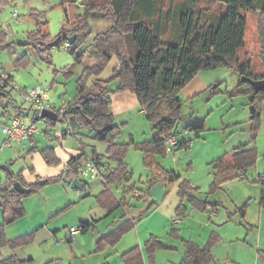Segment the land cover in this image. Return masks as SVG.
I'll return each instance as SVG.
<instances>
[{
	"label": "trees",
	"instance_id": "obj_1",
	"mask_svg": "<svg viewBox=\"0 0 264 264\" xmlns=\"http://www.w3.org/2000/svg\"><path fill=\"white\" fill-rule=\"evenodd\" d=\"M67 3H77V0H64ZM8 0H0V6ZM80 3V2H79ZM83 12H77L74 19L66 11L69 27L63 26L58 35L59 44L70 43L69 51L74 57V64L62 70L66 75L72 73L76 64L84 63V69L77 78V91L68 102L67 109L60 113L58 120L46 118L50 126L58 122L69 124L75 129H91L93 139L107 143L104 158L116 163L105 174L102 190L96 195L98 204L104 208L108 215L120 208L129 205L128 196L139 191L141 197H152L150 188L162 182L170 185L182 178L174 170L164 168L156 159L157 155L168 151L167 139L178 132V124L184 101L179 96L180 91L204 69L230 67L235 69L240 77L250 76L254 79H264V0H82ZM217 8L218 10H215ZM216 11V12H215ZM36 28L29 33L26 44L38 49L44 59L50 60L48 51L52 48L49 43L54 40L48 30V22L38 12L31 13ZM256 16L257 46L260 53L262 73H255L252 59L247 53L245 57L239 56V51L246 46V35L250 27V16ZM102 20L109 25L105 30L96 33L93 40L88 38L93 33L90 20ZM177 30L178 35L171 39H164L163 35L171 28ZM6 33L0 27V47L5 45ZM117 57L118 64L109 79L99 76L109 61ZM26 60L25 56L17 59L20 64ZM6 75V74H5ZM7 76V82H12V76ZM91 79V80H90ZM118 80L119 85L111 88L112 81ZM5 96L9 94L8 89ZM130 91L138 99L146 118L153 124V135L150 139L136 142H116L115 136L119 126L115 125L112 113L111 95L117 92ZM237 92L253 94V86L246 81H239ZM2 96L0 95V98ZM264 100V90L253 97L250 105L255 106L254 121L261 117L259 103ZM19 107V114L23 107ZM196 136L206 129L205 122L198 125H188ZM258 123L252 126V140H256ZM130 144L144 153V164L150 168V175L145 184L146 190H140L136 183L131 182L132 170L125 161ZM191 140L176 142L177 148H189ZM94 159L101 161L96 150ZM43 159L48 165L57 166L61 163L55 149L47 146L41 150ZM82 155H86L85 152ZM71 157L65 169L57 176L45 178V183L51 180L64 178L71 182L79 177L82 157ZM258 160V148L249 143L240 144L230 152L212 160L210 164L215 170L214 178L209 186L208 195L232 180L244 177L250 167ZM35 182H26L22 172L7 174V179L0 190V206L4 211L5 223H0V249L3 246L17 248L30 242L35 231L9 239L5 224L12 222L25 214L24 199L35 192L39 185ZM15 181L30 187L28 195L19 193L13 188ZM83 187L87 181L82 180ZM121 184L122 195L118 198L111 186ZM200 187L194 186L190 179L184 178L179 184L178 195L180 205L176 208L178 218L187 215V204L195 210L207 212L216 210L221 202L208 198L200 199L197 195ZM154 206V202L147 203L141 213ZM246 205L235 211L242 217L246 215ZM7 214L9 216L7 217ZM233 213H229V220ZM136 219H127L115 226L108 233L97 240V251H104L109 246L116 245L119 240L135 226ZM81 232L96 229V221L82 222ZM170 237L180 239V228L172 226ZM220 241L217 231H213L204 246L192 240H183L184 257L179 264H210L214 261V246ZM145 250L151 260L155 250L167 245L157 236L151 237L144 244ZM125 264H141L142 251L135 246L121 255ZM16 255L0 258V264H24ZM48 264V263H47ZM109 264V263H105Z\"/></svg>",
	"mask_w": 264,
	"mask_h": 264
},
{
	"label": "rangeland",
	"instance_id": "obj_2",
	"mask_svg": "<svg viewBox=\"0 0 264 264\" xmlns=\"http://www.w3.org/2000/svg\"><path fill=\"white\" fill-rule=\"evenodd\" d=\"M81 2L82 0L80 3L71 4L64 0H8V3L0 6V27L6 33L5 45L0 47L2 73L12 76L13 84L23 88L21 89L23 93L25 88L29 90L37 85H48L50 87L49 101L57 108L62 106L63 101L69 102L74 97L77 91L76 81L84 69L85 62L76 64L72 73L66 75L62 70L74 64L75 61L64 43L53 46L48 51L51 62L44 59L33 45L26 44L29 33L36 28L31 13L38 12L45 17L49 33L55 39L64 25L69 27L66 22V11L70 15V20L75 18L77 12H83L84 5ZM215 10L218 9L215 8ZM13 12H17L18 19L13 17ZM256 20L255 15L250 16V27L246 35L247 45L240 49L239 56L243 59L248 53L252 59L254 72L262 73L263 68L257 46ZM90 23L93 33L88 38V42L93 40L96 33L105 30L109 25L108 22L93 19ZM178 33L172 27L163 35V38L168 40L176 37ZM19 40L25 43L19 44ZM22 56H25L26 60L18 64L16 60ZM116 60L118 61L117 57H113L109 61L100 78L106 80L112 76L117 64ZM240 80L238 72L230 67L201 70L179 93L184 106L176 138L180 141L191 140L190 147L177 148L175 151L168 150L166 154L157 155L156 159L164 168L175 170L183 178L190 180L192 178L193 183L200 181V189L203 195H207L212 181L209 180L212 171L210 162L225 151H229L226 148L228 144L249 143L257 146L258 160L248 169L247 177L224 184L225 186L213 193L215 195L211 198L221 202L218 207L219 214L214 217L215 221H219L222 216L224 219L227 218L220 225L224 240L230 245L229 249L234 252L230 254L231 264H238L237 262L264 264V181L261 179L264 175V100L259 103L261 117L256 122L252 119L250 108L251 94L237 92ZM118 85V80L110 84L111 88ZM8 92L7 96L0 98V114L4 111L6 115L19 114L16 104L25 105L22 95L13 88H9ZM60 93L61 97H59ZM26 108L29 111V107ZM111 109L115 115V125L119 126V132L115 136L116 142L127 143L132 137L139 142L152 137L153 124L141 112L139 104L125 110H120L116 105ZM202 121L205 122L206 129L196 136L194 130L188 129L187 126L198 125ZM37 123L42 129L51 127L53 131L64 129L67 125L58 122L55 126H50L45 118L37 120ZM257 123L258 133L256 140L253 141L252 126ZM82 130L84 132H81ZM75 132V135L68 136L72 145L76 147L83 143L88 152L92 153L94 147L105 153L107 143L94 140L89 136L88 133L93 132L91 129L77 128ZM38 140L42 147L50 145L51 142L55 143V139L48 140L43 132L39 134ZM234 147L236 146L231 149ZM31 148L30 142H24L15 143L0 150V190L7 179V172L1 169L2 164L12 162L10 166L12 172L14 174L22 172L26 179L35 173H44L39 164L41 160H44L43 157L33 154ZM125 161L132 170L131 182L136 183L139 188L143 187L147 174L150 173V168L144 164V153L137 149L135 144H130ZM110 163L114 164V162ZM79 178L87 181L86 187L72 188L65 177L51 180L46 184H43L41 179L38 189L24 199V216L5 224L8 237L17 236L19 232L25 233L35 228L41 231L43 229L41 225L44 226L43 232L50 230L48 238L44 233L38 235L36 231L30 242L20 246L22 247L19 249L20 254L33 258L32 261L26 260L24 264H45L48 261V264H105L106 258L112 261V264H119L118 255L125 251L128 243L134 240L132 234L127 232L116 245L109 246L104 251H97L96 248L98 237L106 234L111 227L114 228L122 210L120 208L111 216H106L108 212L96 200V195L103 187L102 178L91 176L84 178L79 176ZM112 187L116 195L121 197V190L115 184ZM244 205L247 206L245 218L233 212ZM192 210L196 212L194 208ZM229 211L233 212L230 220ZM91 221H96V229L91 228L85 233L80 232L73 236L71 242L68 241L71 226L79 228L82 222ZM3 222L5 223L4 211L0 206V223ZM219 228L220 226H217L216 229L219 230ZM171 229L172 226L166 231L161 230L159 237L166 241L176 240L169 235ZM232 239L235 240L233 242L235 245L230 242Z\"/></svg>",
	"mask_w": 264,
	"mask_h": 264
},
{
	"label": "crops",
	"instance_id": "obj_3",
	"mask_svg": "<svg viewBox=\"0 0 264 264\" xmlns=\"http://www.w3.org/2000/svg\"><path fill=\"white\" fill-rule=\"evenodd\" d=\"M117 64H118V61H117ZM19 88L23 90V88H21V87H19ZM25 90H27V88H25L24 91ZM2 91H4V90H2ZM61 96H62V94L60 93L59 97H61ZM111 98H112L111 107L113 108V106L116 105L120 108V110L128 109L131 106L135 107L139 104L136 95L130 91L113 93L111 95ZM20 106H22L24 109H26V111L23 109L22 113L26 116V118L29 121L36 120V116L33 114V112L31 113L30 111H27L28 110V108H26L27 104L20 105ZM16 107L19 108L17 106V104H16ZM140 110L142 113H144V110L142 107ZM5 112L6 111H4L2 114H0V142L1 143H3L5 140V134L2 131V126L5 123L9 122V120L12 116L11 113L6 115ZM112 113H113V110H112ZM114 117H115V115H114ZM1 124H2V126H1ZM64 130H65V128L61 129L59 131H53V133L55 134L53 137V139H55V143L51 142L50 145H47V146H51L55 149V153H56L57 157L60 159L61 163L57 166H52V165L48 166V164L45 162V160H41V162H39V164L43 168L44 173H42V174L35 173L32 175V177L27 178V179L24 176V179L26 182H28V183L35 182L40 177L43 180V184H46L44 179L59 175L65 169L66 164L71 157H73V156L79 157L82 155L83 152H85V154L88 156L94 157L95 156L94 150H96L98 152V154L101 156V161L106 163L109 168H113L116 166V163H114L112 165L107 158L103 157L106 153L107 147H106L105 153L103 151H100L97 148H94V147L92 149V153L88 152L86 145L83 143H80L79 146L77 145L75 147L74 145H72L69 142V138H68L69 135L63 133ZM81 132H84V130H82ZM87 132H88V130H87ZM75 134H76V132H75ZM88 135L93 138L94 133L93 132L88 133ZM38 136H39V134H37L35 137H32L29 140H26L24 142H30L32 144L31 149L33 151V154H36L41 158V157H43L41 154V150L45 147H42L41 144L39 143ZM173 137H174L175 142L171 148L168 147V150H171V151H175L177 149V147L175 145H176V142L178 141V139L176 138V135ZM24 142H22V143H24ZM119 143H122V142H119ZM240 144H244V143H240ZM239 145H229L228 144L226 148L229 151H225L223 154H225L226 152L232 151L233 149H231V148L233 146L238 147ZM236 147H234V149ZM223 154L219 155L218 157L222 156ZM218 157H216V158H218ZM216 158H214V159H216ZM34 170H36V169H34ZM150 173H151V171H150ZM150 173L147 174L145 182H146L148 176L150 175ZM214 173H215V170L212 168V171L210 172V176H209L210 179L209 180L213 181ZM246 174H247V172L243 174L244 177H242V178H246L247 177ZM261 177H262L261 179H263V181H264V175ZM183 179L184 178L182 177L180 180H178L177 182L170 184V185H165L163 183L164 189H165V199L161 203L158 200H156L154 197H148V198L141 197L142 193L139 191H137L133 195L128 196L129 205L126 208H121L122 211L119 215L120 219L118 221H116L115 226H117L118 224H120L121 222H123L127 219H136L135 226L130 231H128V234H132L134 236V240H132V242L127 244L128 247H125L126 249H125V251H122V253H119L120 250H116L119 253V255H118V261H120L119 264H125L121 259V255L123 253H125L126 251H128L129 249L135 247V246H139L141 248L142 257H143V262L141 264H179L182 261V259L184 257V253H185V251H184L185 249H184L183 242H182L183 240H192V241L197 242L201 246H204L207 243V241H208V239H209V237L213 231L218 232V234L220 236V241L213 248L214 261L210 264H231L232 259L230 257V254H231V252L232 253H234V252H233V250L229 249L230 245L227 244L226 241L224 240L225 239L224 233L221 231L222 227L220 225V224H223V222H225L227 218L224 219V216H222L221 219L216 222L214 217H216L219 214L218 209L210 210L207 212H201L198 210H195L196 212H192L193 207L190 204H187L188 211H187L186 217L185 218H178L177 217L176 208L181 203V198L178 195L179 184ZM192 181H194V179L191 178V182ZM212 181H211V183H212ZM200 184H201L200 181H196L195 183H193L194 186H198L201 188ZM112 186H111V188L113 190ZM115 186L119 190H121V193H122L123 186L121 184L120 185L116 184ZM224 186L225 185H223L222 188ZM147 188H148V184H144L143 187H140L139 189L140 190H146ZM113 192L115 193L114 190H113ZM203 194H204L203 191L200 189V192L198 193L197 196L200 199L208 198L210 200L218 201L215 198H211L212 195H215V194H210V195H208V194L203 195ZM115 195H116V193H115ZM118 198H120V197H118ZM135 200H138L140 202H137ZM151 202H154V206L151 209L147 210L146 212L141 213V210L145 208L147 203H151ZM235 211H233V212H235ZM233 212L229 211V213H233ZM262 213H263V211H262ZM112 214H110V215L107 214L106 216H111ZM228 216H229V214H228ZM245 217H247V212H246ZM245 217H243V218H245ZM173 225L178 226L180 228V239H176V240L171 239L170 241H166V239L164 240V239L159 237V236H161L160 235L161 230L166 231V230H168V227H171ZM217 226H220L219 230L216 229ZM41 227H43V229H44V226L41 225ZM43 229L41 231H39L38 228L37 229L35 228V229L28 231V232H25V233L19 232L18 233L19 235H17V236L13 235L15 237L9 236V237H13V238H9L8 236L7 237L9 239H14V238L21 236L23 234L30 233L33 231H35V232L37 231L38 235H40L41 233H44L45 237L48 238L50 230L48 229V230H46L47 232H43L44 231ZM111 229H112V227H111ZM55 230H57V229H55ZM167 232H169V231H167ZM7 233H8V230L6 231V234ZM81 233H83V232H81ZM74 235H78V234H71L70 233V236L68 237L69 242H71L73 240ZM151 235L157 236L167 245V247H160V248L155 250L153 260H151L149 258L148 254L145 250V247H144L145 242L151 237ZM102 236L103 235H101L100 237H102ZM100 237H98V239ZM230 242L233 243V242H235V240L232 239V240H230ZM232 245H235V243H233ZM20 248H22V247L11 248L9 246H3L0 249V258H7V257H10L12 255H16L22 261H26V260L32 261L33 260L32 257H27L26 255H24L22 253H21L22 255L20 254V252H19ZM48 262H46L45 264H47ZM111 262L112 261H109L108 258H106L105 263L112 264ZM237 263L241 264L240 262H237Z\"/></svg>",
	"mask_w": 264,
	"mask_h": 264
},
{
	"label": "built area",
	"instance_id": "obj_4",
	"mask_svg": "<svg viewBox=\"0 0 264 264\" xmlns=\"http://www.w3.org/2000/svg\"><path fill=\"white\" fill-rule=\"evenodd\" d=\"M80 0H77V3H79ZM13 17L15 19H18L17 12L13 13ZM65 48L67 50L70 49V43H65ZM8 89L13 88L16 89L23 98V103L27 104L29 107V111L37 116L40 114V112L43 109H50L54 110L58 113H63L67 107L68 102L63 101L62 106L60 108H57L54 106L49 100L48 91L50 87L48 85H37L29 90H25L24 93L21 91V89L13 84L12 82H7V76L2 73V70L0 68V89ZM59 115V114H58ZM2 131L5 134V140L0 145V150L4 149L6 146L12 145V144H18L22 143L26 140H29L32 137H35L37 134H40L41 132L44 133L46 138L48 140H52L54 137L53 130L50 127L42 129L36 120L29 121L27 120L26 116L23 113L12 115L9 122L5 123L2 126ZM64 134L71 135L74 133L73 127L69 124L66 125L65 130L63 131ZM175 140L174 137H169L167 139V145L169 148H171L174 144ZM80 164V173L79 176H82L83 178L85 176H91L92 178H104L105 174L108 170V165L102 161H97L94 159V157L88 156V155H82V157L79 160ZM263 180V179H262ZM71 234H79L81 232V228H76L74 226H71L69 229Z\"/></svg>",
	"mask_w": 264,
	"mask_h": 264
},
{
	"label": "water",
	"instance_id": "obj_5",
	"mask_svg": "<svg viewBox=\"0 0 264 264\" xmlns=\"http://www.w3.org/2000/svg\"><path fill=\"white\" fill-rule=\"evenodd\" d=\"M24 41L19 40V44H24ZM59 44V38H55L54 40H52L49 45L50 46H56ZM242 81H246L249 82L253 88H254V93L251 94L250 96V102L253 101V97L256 93H258L261 90H264V79H254L250 76H243ZM6 93L5 91L0 90V95L4 96ZM251 108V112H252V117L255 113V106L253 104H251L250 106ZM50 119L52 121H57L58 120V113L54 110H50V109H43L39 115L36 116V120L39 119ZM12 162L10 164H2L1 165V169H3L5 172H7L9 175H13L14 173L12 172V170L10 169ZM43 183V181H42ZM70 185L72 188H83V182L79 177L74 178L71 182ZM13 188L18 191L19 193H22L24 195H28L31 192V188L27 187L25 185H23L20 181H15L13 184ZM150 194L152 197H154L156 200L162 202L165 199V189H164V185L162 182H158L156 184H154L151 188H150Z\"/></svg>",
	"mask_w": 264,
	"mask_h": 264
}]
</instances>
